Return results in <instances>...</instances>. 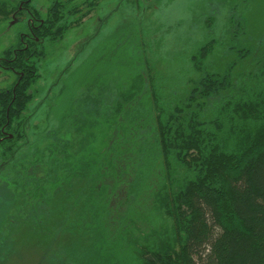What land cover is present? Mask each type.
<instances>
[{
  "label": "trees",
  "instance_id": "obj_1",
  "mask_svg": "<svg viewBox=\"0 0 264 264\" xmlns=\"http://www.w3.org/2000/svg\"><path fill=\"white\" fill-rule=\"evenodd\" d=\"M33 2L0 0V25L11 18L12 25H23L0 61L16 75L0 91V187L13 195L21 190L39 205L51 204L74 173L87 180L83 218L95 237L72 264H264V48L247 39L239 6L228 19L224 53L230 57L221 71L207 69L221 45L216 17L206 19V38L190 60L202 77L192 82L185 101L165 104L166 92L151 82L149 67L147 72L142 43L136 47L134 38L131 43L119 38L102 63L109 69L122 64V57L131 58L119 54L121 43L134 47L137 61L129 73L118 69L124 74L116 80L121 89L108 111L101 110L109 117L88 114L86 107H55L56 126L26 150L27 159L20 143L27 138V112L48 55L44 42H61L95 5V0H51L43 16ZM238 67L245 68L237 75ZM127 80L131 84L125 89ZM142 119L144 129L138 124ZM132 128H141V139L120 144L119 129L129 135ZM45 143L51 144L46 163ZM128 145L137 150L132 159L122 157ZM37 160L43 176L27 170ZM16 166L25 169L24 176L11 181L1 176L2 170L19 173Z\"/></svg>",
  "mask_w": 264,
  "mask_h": 264
},
{
  "label": "rangeland",
  "instance_id": "obj_2",
  "mask_svg": "<svg viewBox=\"0 0 264 264\" xmlns=\"http://www.w3.org/2000/svg\"><path fill=\"white\" fill-rule=\"evenodd\" d=\"M33 4L44 16L50 0H35ZM237 5L246 17L247 39L250 38L259 49L264 48V0H99L94 13L86 17L79 27L70 29L61 42L54 45L45 42L48 55L40 65L41 78L35 87L37 96L27 112L31 125L27 138L20 143L21 155L28 159L27 154L31 152L26 150L38 145L41 139L44 141L45 132L56 126L53 125L55 107H86V113L109 117L106 116L108 112L103 114L101 110L108 111L112 106L121 89L116 85L118 76L122 78V75L129 73L137 61L132 58L134 47L121 43L119 54L131 58L126 62L122 57V64H112L109 69L102 63L103 56L114 50L119 38L127 39L130 43L134 38L135 43L138 41L136 47L142 43L147 72L149 67L151 82L166 92L163 96L165 104L173 106L179 99H183L180 103L185 101L186 91L191 89L192 82H198L202 77L192 70L190 60L198 44L206 38V19L216 17L215 37L221 45L217 47L215 56L210 57L207 69L221 71L230 57L225 55L224 47L228 19L232 15V8ZM240 18L236 16L235 21H240ZM12 19L0 25V59L3 58V50L14 44L18 32L23 30L21 23L12 25ZM101 20L103 22L98 31ZM114 66H117L116 71ZM104 68L108 71L102 72ZM122 68L124 74L118 73V69ZM244 68L238 67L235 74L241 73ZM96 69L102 76L98 73L94 79L90 78ZM15 77L0 68V91L10 87ZM118 82L120 85V80ZM89 84L94 86L92 96L87 94ZM130 84L131 80L124 81L125 89ZM146 86L149 90L151 85ZM86 98L89 100L85 102ZM109 112L112 113V110ZM86 113L82 114L83 117L87 116ZM138 124H142L141 128L144 129L143 119L138 120ZM141 128L139 131L132 128L129 135L119 129L122 135L120 144L132 142L134 138L141 139ZM114 141L118 140L115 138ZM50 145H44V163L48 161ZM122 151L125 153L123 158L137 156V150L131 145ZM35 164L31 166L29 163L27 170L30 174L33 172L43 176L42 163L37 160ZM16 168L19 173L17 170H2L1 176L9 181L24 176L25 169L20 166ZM74 175L75 179L64 183L63 190L51 204L47 200L38 205L34 198L21 195V190L13 195L0 187V264H72L75 257L82 256L90 249L95 232L85 227L83 218L89 186L86 179L76 173ZM32 196L37 197L36 194Z\"/></svg>",
  "mask_w": 264,
  "mask_h": 264
},
{
  "label": "flooded vegetation",
  "instance_id": "obj_3",
  "mask_svg": "<svg viewBox=\"0 0 264 264\" xmlns=\"http://www.w3.org/2000/svg\"><path fill=\"white\" fill-rule=\"evenodd\" d=\"M34 1H35V0H34ZM79 1H80V0H78V2H79ZM33 3H34V2H33ZM50 4H51V0H50ZM33 5H34V4H33ZM83 5H84V4H83ZM98 5H99V0H95V5H94L93 10H92L93 13H94L95 9L98 7ZM48 7H49V6H48ZM48 7H47V9L45 10V15L47 14ZM92 12L90 13V15L92 14ZM85 21H86V19L83 20V22H85ZM13 22H15V21H13ZM83 22H82V23H83ZM102 22H103V20H101L100 23H99V25H98V31H99V29H100V27H101V25H102ZM82 23H81V24H82ZM81 24H80V25H81ZM80 25H79V26H80ZM79 26H77V27H79ZM73 28H74V27H73ZM96 34H97V33H96ZM96 34H95V35H96ZM95 35H94V36H95ZM46 42H48V41H46ZM44 43H45V42H44ZM48 43L50 44V42H48ZM11 45H12V44H11ZM11 45H9L8 47H10ZM45 46H46V44H45ZM8 47H6V48H8ZM6 48H5V49H6ZM81 48H82V47H81ZM5 49H4V50H5ZM4 50H3V51H4ZM47 52H48V51H47ZM3 59H4V58L0 59V61H2ZM0 68L6 70V71H8V72H11V71L9 70V68L6 67V66H4L3 64H1V62H0ZM11 73H12V72H11ZM12 74H13V73H12ZM14 75H15V74H14ZM15 76H16V75H15ZM15 79H16V77H15ZM14 81H15V80H14ZM12 84H13V83H12ZM12 84H11V85H12ZM11 85H10V86H11ZM11 138H12V135H11ZM2 139H4V137H3ZM2 139H0V140H2Z\"/></svg>",
  "mask_w": 264,
  "mask_h": 264
}]
</instances>
